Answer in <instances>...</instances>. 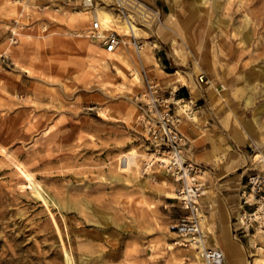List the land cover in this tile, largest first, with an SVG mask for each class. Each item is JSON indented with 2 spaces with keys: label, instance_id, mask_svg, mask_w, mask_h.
I'll use <instances>...</instances> for the list:
<instances>
[{
  "label": "rangeland",
  "instance_id": "rangeland-1",
  "mask_svg": "<svg viewBox=\"0 0 264 264\" xmlns=\"http://www.w3.org/2000/svg\"><path fill=\"white\" fill-rule=\"evenodd\" d=\"M136 2L147 6L145 16ZM195 2L0 0V264H199L169 227L183 209L167 195L172 178L146 165L136 96L144 74L164 95L176 94V69L192 93L195 84L206 89L195 103L208 115L201 156L186 150L184 134L185 121H199L196 112L177 109L183 154L197 166L201 196L232 159L245 169L244 183L264 167V110L253 118L264 105V0ZM94 7L117 22L98 21L103 34L92 36ZM126 19L134 35L119 30ZM112 30L124 59L104 49ZM199 73L206 82H197ZM129 150L136 163L122 169ZM240 210L239 203L222 264H264L260 234L233 236Z\"/></svg>",
  "mask_w": 264,
  "mask_h": 264
},
{
  "label": "built area",
  "instance_id": "built-area-1",
  "mask_svg": "<svg viewBox=\"0 0 264 264\" xmlns=\"http://www.w3.org/2000/svg\"><path fill=\"white\" fill-rule=\"evenodd\" d=\"M128 4V0H121ZM91 3V0H84ZM90 35L94 36L98 28L92 23ZM104 49L113 51L120 43L115 31H109L103 37ZM198 83L206 82L202 73L196 76ZM160 83L143 75V91L136 96L137 125L142 130L140 135L150 157L147 164H158L175 182L174 195L183 209L182 214L171 221L169 227L176 233L183 245H189L200 255L203 264H222L223 250L215 245H205L200 229L199 197L204 187L195 175L197 166L183 154L185 136L178 129L181 109L184 116L195 111V102L190 97L177 96L175 90L164 95ZM241 210L233 222V236L240 238L258 233L264 238V167L247 175L240 190Z\"/></svg>",
  "mask_w": 264,
  "mask_h": 264
},
{
  "label": "crops",
  "instance_id": "crops-1",
  "mask_svg": "<svg viewBox=\"0 0 264 264\" xmlns=\"http://www.w3.org/2000/svg\"><path fill=\"white\" fill-rule=\"evenodd\" d=\"M195 86L196 87L193 88V93L187 84L181 82L177 83L174 89L177 90V96L186 95L188 93V97H191L192 94H195V97H191L192 101L201 103L203 98L206 99L205 95L208 91L204 89V93L196 84ZM195 112L199 121L195 124L185 121L188 123V126L184 134L189 139L186 150L197 157L201 156L204 149L207 148V141L203 139L204 133H201L200 130L205 125V122L208 121V115L202 107V104L196 106ZM193 113L192 115H194ZM233 156H235L234 153ZM213 173L214 178L212 180L207 179L205 182L206 187H208L211 192L201 196L200 203L206 221L211 229L207 232L209 234L207 240L209 244L212 245H214V241L218 242L220 245L219 247L222 249V247H228L230 244L228 240L229 230L232 217H234L235 212L238 210V204L240 203V190L243 186L242 179L245 174V169L242 168V164L239 163V161L232 159L231 161H227L221 169L214 170Z\"/></svg>",
  "mask_w": 264,
  "mask_h": 264
},
{
  "label": "bare ground",
  "instance_id": "bare-ground-1",
  "mask_svg": "<svg viewBox=\"0 0 264 264\" xmlns=\"http://www.w3.org/2000/svg\"><path fill=\"white\" fill-rule=\"evenodd\" d=\"M8 1V0H7ZM195 5H199V3L197 2V0H196V2H195ZM95 8V11L93 12V17H94V19H92V23L94 22V21H96V23L98 24V28H97V33H99V28H100V25H102V26H106L107 25V23H116L117 22V19H115L114 17H113V15L111 14V12L109 11V10H106V9H104V8H102V7H99V8H96V7H94ZM134 10L138 13V14H141V16L142 15H146L145 14V12H148V8H147V6H145V4L144 3H142V2H136L135 4H134ZM100 22V25H99V22ZM131 23H133V21L130 19H126L125 20V22L123 21V22H119V24H118V28H119V30H121L122 32H123V34H126V33H128L129 32V34H132V35H134V33L136 32V29L135 28H133L132 27V25H131ZM133 24H135V23H133ZM245 33V32H244ZM100 35L101 34H103V31H101L100 30V33H99ZM244 36H246V34H244ZM241 37V36H240ZM246 38H247V36H246ZM241 39H243V38H241ZM124 42H128V39H124ZM153 44V43H152ZM117 50H120V47L119 46H117L116 47V49H114L113 51H108V52H112L113 54L112 55H115L114 57H116V58H121V59H124L123 57H122V55H120L119 53H116L115 51H117ZM178 61H180V59L178 60ZM260 73V72H259ZM262 73H264V72H262ZM173 75L175 76L174 77V80L175 81H180L181 83H183V84H189V80H188V78L186 77V76H184L183 74H182V72H180L178 69H176L175 71H174V73H173ZM194 95V94H193ZM251 96V95H250ZM247 101H250V97H248L247 99H246ZM261 110H264V105H262V106H260L259 108H258V111L256 110L255 112H253V118H257L258 117V115L260 114V111ZM192 115V113H190V115L189 116H191ZM194 115H192L191 117H193ZM131 149V148H130ZM136 153L133 151V150H129L128 152H124V155H123V162H122V165H123V167H122V169H128L130 166H131V164H135L136 163V159H135V157H136V155H135ZM256 155V154H255ZM121 156V155H120ZM122 160V159H121ZM135 167V166H134ZM128 171H130V169L128 170ZM143 182V181H142ZM41 189V188H40ZM39 189V190H40ZM39 190H37L36 192H35V196L36 197H41L42 195H41V192L39 191ZM41 191H43V190H41ZM165 191V190H164ZM167 195L168 196H170V197H175V195H174V193H172V192H168L167 193ZM45 196V195H44ZM48 196V195H47ZM43 198V197H42ZM49 198V197H48ZM240 214V213H239ZM204 244L205 245H208V246H211L212 244H209V243H207L206 242V238H204ZM224 253V252H223ZM192 255H193V257L195 258V260H196V262L197 263H199V264H203V262H202V259H201V257H200V255L198 254V252H196L195 250H194V252H192L191 253ZM224 257H225V254H224Z\"/></svg>",
  "mask_w": 264,
  "mask_h": 264
}]
</instances>
